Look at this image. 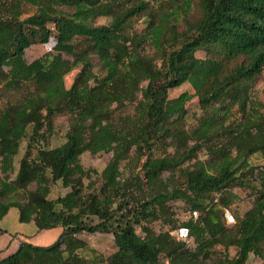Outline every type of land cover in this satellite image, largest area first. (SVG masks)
Segmentation results:
<instances>
[{
	"label": "trees",
	"instance_id": "obj_1",
	"mask_svg": "<svg viewBox=\"0 0 264 264\" xmlns=\"http://www.w3.org/2000/svg\"><path fill=\"white\" fill-rule=\"evenodd\" d=\"M27 4L38 10L23 17ZM100 17L108 21L98 23ZM142 18L146 28L130 33ZM52 38L55 51L27 60L30 46ZM77 68L67 87L65 76ZM263 71L264 0H0V87L33 86L0 107V222L17 209L37 231L63 227L50 245L20 240L0 264H98L80 236L96 232L115 237L105 264H207L217 245L226 255L215 264L264 258V169L257 172L250 160L264 156V103L253 98ZM186 82L207 111L192 128L191 93L170 97ZM131 104L134 111L126 112ZM61 114L70 127L53 145ZM86 151L113 152L99 185L86 183ZM250 178L262 188L230 224L232 188ZM59 182L70 190L52 198ZM180 199L199 211L182 223L194 249L172 231L178 219L170 202ZM157 220L172 228L157 232L149 225Z\"/></svg>",
	"mask_w": 264,
	"mask_h": 264
},
{
	"label": "rangeland",
	"instance_id": "obj_2",
	"mask_svg": "<svg viewBox=\"0 0 264 264\" xmlns=\"http://www.w3.org/2000/svg\"><path fill=\"white\" fill-rule=\"evenodd\" d=\"M179 2V0H178ZM56 9L65 10V11H72V8L67 6H56ZM38 10L37 6H33L27 4L25 6V12L23 17L31 15ZM195 14L192 12L190 15V19H194ZM108 21L106 17H100L98 19V23H105ZM147 26L146 20L142 18L139 22L135 24V26L131 27L128 31L130 33L141 32ZM181 28L185 27L184 20L180 24ZM56 40L52 38L47 43H36L30 46L26 50V58L28 61H32L33 59L44 55L47 52L55 51L54 45ZM148 51L153 54L154 50L151 46L147 47ZM197 56L199 58H205L206 52L204 50H200L197 52ZM78 68L72 70L65 76V83L67 87H70L73 83L74 77L78 72ZM29 90H33V86L31 84L24 85L19 88H6L4 86L0 87V107L7 106L12 103H16L20 101ZM184 91H189L191 93V99L188 102L189 107V114L187 120V126L189 128L197 126L203 117L206 115L207 111L201 107L199 98L196 95L195 88L189 82L184 83L180 87L174 88L170 90V97H176ZM253 98L254 103H264V71H263V78L260 80L254 87H253ZM256 105V104H255ZM135 104L128 105L125 109L126 112H133ZM70 127V120L69 115H58L54 120V129L55 134L51 137L50 142L53 145H57L61 143L67 131ZM28 139L23 140L22 146L20 148V152L16 157L15 160V169L14 172L11 174L12 178H15L18 167L19 161L25 154V150L27 147ZM172 150V149H170ZM113 157V152H99L93 153L91 151H86L81 156V162L83 165L91 171V174L86 177V183L96 182L97 185L101 183V173L104 170L105 166L109 163V161ZM201 158H208L206 154H201ZM251 163L258 167L257 172L260 169H264V156L260 153H256L251 157ZM126 161L121 163V167L124 169L126 165ZM125 174H129L125 172ZM169 175V172H165V176ZM33 187V186H32ZM262 188V185L259 180L250 178V184L248 186H236L232 188V192L236 195L234 202L230 206V211L233 213H240L244 214L247 210L253 207L255 203V199L257 198L258 191ZM70 188L64 187L60 182L53 185L51 197L56 198L59 195H65ZM171 207L175 211V217L178 219L177 226L182 225L183 222L187 221L190 218V211L191 205L187 203L185 200H175L171 201ZM74 219L76 218L75 216ZM157 232L159 231H166L172 228L170 224H166L161 220L153 221L149 223ZM0 227L4 229L3 233L0 234V259L2 257L7 256L8 254L17 250L19 241L23 239L25 234H32L34 230L36 233L29 235L30 237L28 240H31L34 244L38 245H50L54 243L61 232L63 231L62 226H57L50 229H43L37 232L36 224L35 223H26L21 222L19 220V212L17 209H12L8 215L0 222ZM137 231L142 234V230L139 226H136ZM173 229L172 231H174ZM82 238L88 241L94 251L97 253L98 264H105L106 261L104 260L108 257L111 253L116 250L114 234L112 232H96L93 234L89 233H82L80 235ZM191 242L189 247L194 249L196 243L193 241L191 237ZM229 255L232 257L236 253L235 247H230L228 251ZM226 255V250L223 245H217L214 247V252L210 259L207 260V264H215L220 261L221 257ZM164 261L167 258H163ZM264 262V258L256 256L254 254L251 255L247 264H262Z\"/></svg>",
	"mask_w": 264,
	"mask_h": 264
},
{
	"label": "built area",
	"instance_id": "obj_3",
	"mask_svg": "<svg viewBox=\"0 0 264 264\" xmlns=\"http://www.w3.org/2000/svg\"><path fill=\"white\" fill-rule=\"evenodd\" d=\"M198 216H199V211L198 210L190 211V217L197 218ZM226 220L230 224L236 222L235 215L233 214L232 211H230V209H227L226 210ZM174 232L177 234V236L179 238L184 239V240H190L191 233H190V229H189L188 226L183 225V224L182 225H179L174 230ZM165 264H171V262L169 260H167L165 262Z\"/></svg>",
	"mask_w": 264,
	"mask_h": 264
},
{
	"label": "crops",
	"instance_id": "obj_4",
	"mask_svg": "<svg viewBox=\"0 0 264 264\" xmlns=\"http://www.w3.org/2000/svg\"><path fill=\"white\" fill-rule=\"evenodd\" d=\"M0 228H1V227H0ZM36 230H37V229H36ZM37 232H38V231H37ZM2 233H3V232L0 231V234H2ZM34 233H36L35 230H34V232H32V234H34ZM32 234H25L24 237H23V239H25V238L28 239V238L30 237L29 235H32ZM21 240H22V239H21ZM29 241H31V240H29ZM19 243H20V241H19ZM18 246H19V245H18Z\"/></svg>",
	"mask_w": 264,
	"mask_h": 264
}]
</instances>
